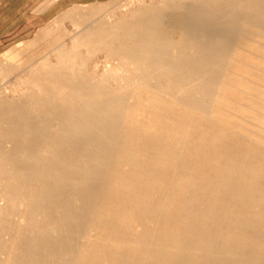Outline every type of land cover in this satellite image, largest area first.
<instances>
[{"label": "bare ground", "instance_id": "obj_1", "mask_svg": "<svg viewBox=\"0 0 264 264\" xmlns=\"http://www.w3.org/2000/svg\"><path fill=\"white\" fill-rule=\"evenodd\" d=\"M104 9L0 96V264H264V0Z\"/></svg>", "mask_w": 264, "mask_h": 264}, {"label": "rangeland", "instance_id": "obj_2", "mask_svg": "<svg viewBox=\"0 0 264 264\" xmlns=\"http://www.w3.org/2000/svg\"><path fill=\"white\" fill-rule=\"evenodd\" d=\"M54 2L55 0H29V9L28 11H24V15L9 16L7 18L0 17V96H17L21 92L22 86L19 85L21 76L19 73L26 68L30 57L41 54L43 50H45V54L50 51V48L48 49L50 45L58 43H64V45L70 44L74 33L77 34L78 29L80 28L81 30L83 28V26H76V29L75 23H73V20L83 21V18L64 19L58 28L53 27V23L59 20L60 17L62 18L67 12L78 10L81 13H84V11L85 13H89L92 9L102 6L105 7L104 12L102 11L95 18H91L90 21H86L88 22L86 25L101 19L112 23L119 17L128 16L129 12L138 5L150 3L151 0H108L89 3H72L69 0H60L55 2V11L54 9L48 10ZM114 8L115 10L113 11L112 9ZM5 20L11 21L13 24L19 23V25H14V27L5 26L3 25V21ZM20 28H23L25 31L23 33L17 31ZM6 30L8 32H5ZM166 31L168 33L172 32L170 30ZM42 33H45L44 39L41 38ZM174 37L176 38V36ZM42 46L43 48H41ZM115 62L114 59L111 61V59L101 57L100 54L98 57L90 60L87 67L95 74L102 75ZM11 67L14 71L11 73L5 72L6 68Z\"/></svg>", "mask_w": 264, "mask_h": 264}, {"label": "crops", "instance_id": "obj_3", "mask_svg": "<svg viewBox=\"0 0 264 264\" xmlns=\"http://www.w3.org/2000/svg\"><path fill=\"white\" fill-rule=\"evenodd\" d=\"M36 1H40V0H36ZM58 1L60 0H55V2H58ZM69 1L72 3H83V2L89 3V2H94V1H108V0H69ZM55 2L52 5H50L48 10L54 9L55 11V8H56ZM28 9H29V0H0V17L7 18L9 16H22L24 15V11H28ZM3 25L14 27V25H19V23L13 24L11 21L8 22L5 20L3 21ZM17 31H20L21 33H23L25 30L23 28L22 29L20 28ZM5 32H8V30H6Z\"/></svg>", "mask_w": 264, "mask_h": 264}]
</instances>
